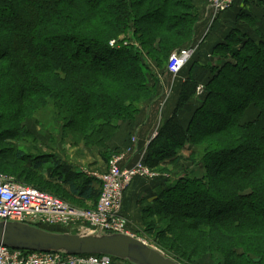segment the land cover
<instances>
[{"label":"trees","instance_id":"trees-1","mask_svg":"<svg viewBox=\"0 0 264 264\" xmlns=\"http://www.w3.org/2000/svg\"><path fill=\"white\" fill-rule=\"evenodd\" d=\"M193 1L0 0V108L9 111L0 112V173L8 161L17 182L52 194L31 175L43 173L75 202L90 204L84 209L94 208L99 181L43 154L25 122L39 111L54 114L55 128L76 131L85 147L110 141L120 123L134 125L155 96L151 68L165 71L170 53L191 40ZM239 19L255 26L253 18ZM129 34L136 45L118 40ZM256 36L233 31L214 49L223 62L209 68L194 112L182 124L179 113L196 89L188 78L147 148L150 169L168 162L178 170L184 152L194 166L143 210V231L177 254L189 252L187 259L209 254L217 264H264V33Z\"/></svg>","mask_w":264,"mask_h":264},{"label":"built area","instance_id":"built-area-1","mask_svg":"<svg viewBox=\"0 0 264 264\" xmlns=\"http://www.w3.org/2000/svg\"><path fill=\"white\" fill-rule=\"evenodd\" d=\"M236 1L255 3L257 0H208L206 32L220 17L230 10ZM111 41L110 46L114 45ZM198 44L177 49L168 58L165 73L174 81L189 63ZM163 84L159 109H163L171 96L173 81ZM170 88V89H169ZM198 92L202 88H197ZM170 94V95H169ZM136 135L129 146L113 155L104 172L93 173L101 185L100 195L94 208L81 209L48 192L40 191L13 178L0 174V222H18L45 230L61 228L69 234L92 235L98 233L123 234L137 237L129 221L122 213L125 190L134 180L152 181L161 175L145 164L146 153L136 148ZM134 157L130 160L128 157ZM0 264H129L106 255H68L63 253L30 252L11 249L0 244Z\"/></svg>","mask_w":264,"mask_h":264},{"label":"crops","instance_id":"crops-1","mask_svg":"<svg viewBox=\"0 0 264 264\" xmlns=\"http://www.w3.org/2000/svg\"><path fill=\"white\" fill-rule=\"evenodd\" d=\"M193 6L194 11L192 12V16L196 18V24L193 29L191 40L186 46L198 44V49L193 59L190 61V64L184 68L180 74L175 76L173 84L174 92L169 97L165 107H163L162 110L159 109V102H161L160 96H163L161 93L162 90L141 107L139 115L132 127L136 135V148L138 150L139 148L148 146L150 141L156 136L163 122L174 113L181 87L188 78H191L196 83V89L191 100L180 111L179 118L182 124H184L191 116L198 106V100L203 95L204 87L211 77L209 68L217 67L223 62L220 56L215 55L214 49L224 44L230 33L238 31L256 42L260 40L257 38L256 32L264 33V3L262 2L253 4L236 1L233 7L225 12L220 19L209 28L208 32L205 31L207 28L208 0H194ZM240 16H247L250 19L253 18L255 26L250 27L239 19ZM250 28H256L257 31ZM168 78L170 77L167 73L162 77L163 80H168ZM156 79L158 82V78ZM199 87L202 88L201 92L197 91ZM124 136L125 132L121 130V135L117 138V148H120L122 137ZM128 136L129 128L126 140ZM128 158L134 160V157L130 156ZM96 166L100 167L101 165L97 164ZM106 168L107 166L100 169L101 172H104ZM173 176H175L174 173L168 175L162 174L152 181L134 180L125 190L122 200V213L129 221L131 229L134 232H137V230L138 232L139 230L143 232V210L154 206L159 192L167 188Z\"/></svg>","mask_w":264,"mask_h":264},{"label":"rangeland","instance_id":"rangeland-1","mask_svg":"<svg viewBox=\"0 0 264 264\" xmlns=\"http://www.w3.org/2000/svg\"><path fill=\"white\" fill-rule=\"evenodd\" d=\"M256 3L257 2H255V4ZM118 40L120 42H122L123 44H125L127 42L130 43V41H133L132 34H129L128 38L121 37ZM132 43L134 45H136L137 42L133 41ZM137 46H138V44H137ZM171 53H170V55H171ZM151 69H152V72L156 78H162L163 75L165 74V71L158 70V69H156V67H153ZM168 81H170V78H168V80H164L163 84H167ZM172 81L173 80H171L170 82H172ZM173 84H174V81H173ZM173 84H172V87H174ZM163 89H164V87H162L161 83L157 84L156 88H155V95H157L159 93V91L160 92H161V90L163 91ZM171 92L172 93L174 92L173 88H171ZM141 107H140V109H141ZM0 112L7 114V112H9V111L7 110L6 106H3L0 108ZM53 119H54V114H51V115L49 114L47 116L45 114V111H39L36 114V117L35 116L31 117L28 119V121L25 122V128L31 130L35 134V137L38 139V142H39L38 149L43 154H56L61 160L68 163L69 166L72 168V170H75L76 172L81 173L82 176H85V177L87 176V177L94 178V179H95V177L92 176L93 173H97V174L100 173L101 172L100 169H103L104 167H106L108 165V162L113 155L118 154L119 152L125 150L129 146L130 141L128 143V139L126 140L128 128H129L128 138H131L132 135H135V132L132 128L133 123L123 122V123H120L118 125L117 131L115 132L113 138L110 141L107 140V142L105 144H103L102 146L85 147L81 141L80 142L78 141L80 139H79V135H77L76 131L68 128L67 130H64V132H61L62 130L55 128V125L50 122ZM136 119H135V121H136ZM51 130H53V131H51ZM121 130H123V132H125V136L122 137L120 148L121 147L123 148L125 146L126 147L121 149V151L117 152V147H116L117 141H118L117 138L121 135ZM50 133H51V135H50ZM55 136H56V138H55L56 141L54 142V145H49V143H48L49 138H53ZM3 144L6 146L7 145L8 146H14L17 149H19L17 142H15L13 140L12 141L7 140ZM147 148H148V146L143 147V148H139V150L144 151L147 154ZM183 156H184L183 157L184 159L182 160L178 170H173L170 167V165H168L169 163L167 162V163H163V165H161L160 168H157V169L155 168L154 171H156V173H158L160 175H162V174L168 175V174L174 173L175 177H176V176H178V174L183 173V172H187L189 169L192 170L194 166L189 162L187 153L184 152ZM97 164H100L101 166L97 167L96 166ZM9 166H11V164H9L8 161H3L2 167L4 168V172L0 173V174L6 175V176L11 175L9 177L13 178V176H16V174L12 170L8 169V168H10ZM16 166L18 167V168L16 167V169L21 168V169H19V171L24 170L27 173L29 172L27 166H25L24 164H17ZM196 171L198 174L201 173V169L199 166L196 169ZM31 175H32V178L35 179L36 183H40V185H39L40 188H45V190L51 192L52 194H57L59 196V198L65 200L69 204H71L75 207L81 208V209L87 208L90 205V204L88 205V204L78 202V201L75 202L74 199H72L71 197L68 196L65 187L61 186L59 183H56V181H54V180L48 181L46 178H44L43 173H41V174L40 173L39 174L32 173ZM30 184H32V183L30 182ZM146 218H150V217H146ZM143 230H145V229L143 228ZM45 231L53 232V233H66V232H63L64 231L63 229L61 230L58 228H53L51 230L45 229ZM134 233L137 237L144 240L148 247L155 249L164 257L169 258L178 264H217V262L213 261V259L210 257L209 254H202L198 259H195V258L187 259L184 256H188L189 252L184 253V256H182L183 253L177 254L176 252L169 250L167 247L162 246L159 243L157 244V241L154 242L153 241L154 238L144 231L141 232L139 230V232H138V230H137V232H134ZM184 243H185V246L189 247V245L186 244V241H184ZM176 251H178V250H176Z\"/></svg>","mask_w":264,"mask_h":264},{"label":"water","instance_id":"water-1","mask_svg":"<svg viewBox=\"0 0 264 264\" xmlns=\"http://www.w3.org/2000/svg\"><path fill=\"white\" fill-rule=\"evenodd\" d=\"M0 244L30 252L106 255L129 264H178L127 235L53 233L18 222H0Z\"/></svg>","mask_w":264,"mask_h":264}]
</instances>
